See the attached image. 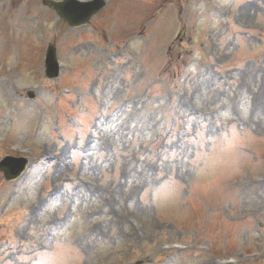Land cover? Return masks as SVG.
<instances>
[{"label":"rangeland","instance_id":"374dc122","mask_svg":"<svg viewBox=\"0 0 264 264\" xmlns=\"http://www.w3.org/2000/svg\"><path fill=\"white\" fill-rule=\"evenodd\" d=\"M46 1L0 0V264H264V0Z\"/></svg>","mask_w":264,"mask_h":264},{"label":"water","instance_id":"95a60500","mask_svg":"<svg viewBox=\"0 0 264 264\" xmlns=\"http://www.w3.org/2000/svg\"><path fill=\"white\" fill-rule=\"evenodd\" d=\"M71 3V2H68ZM67 2L65 4H68ZM93 5H86V4H79L81 5L80 7H82V12L81 14L75 16L73 14V11L68 10L66 12L63 11V6L64 5H59V4H55V3H51V5H53L56 9V11L59 13V15L67 20L70 24H78V25H82V24H86L90 21V19L95 16L99 10H101L104 6L105 3L103 1H96L95 3H93ZM47 73L49 77H57L58 76V65H57V61H56V51L53 47L49 48L48 50V55H47ZM21 170H16L15 174L13 175V177L11 178H15L16 176H18L20 174Z\"/></svg>","mask_w":264,"mask_h":264},{"label":"snow or ice","instance_id":"6c2138e0","mask_svg":"<svg viewBox=\"0 0 264 264\" xmlns=\"http://www.w3.org/2000/svg\"><path fill=\"white\" fill-rule=\"evenodd\" d=\"M208 134H209L210 136L214 135V133L211 132V131H210ZM193 135H194V136H195V135H201V133L199 132V130H197L196 132L193 133ZM201 147H202V145H201Z\"/></svg>","mask_w":264,"mask_h":264}]
</instances>
